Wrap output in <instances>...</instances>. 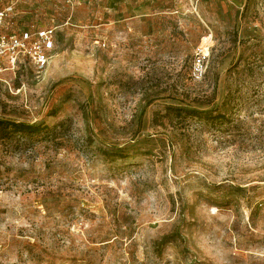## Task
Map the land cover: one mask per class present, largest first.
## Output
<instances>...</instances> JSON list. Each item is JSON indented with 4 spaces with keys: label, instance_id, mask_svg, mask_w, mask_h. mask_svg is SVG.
<instances>
[{
    "label": "rangeland",
    "instance_id": "rangeland-1",
    "mask_svg": "<svg viewBox=\"0 0 264 264\" xmlns=\"http://www.w3.org/2000/svg\"><path fill=\"white\" fill-rule=\"evenodd\" d=\"M0 6V264H264V0Z\"/></svg>",
    "mask_w": 264,
    "mask_h": 264
},
{
    "label": "built area",
    "instance_id": "built-area-1",
    "mask_svg": "<svg viewBox=\"0 0 264 264\" xmlns=\"http://www.w3.org/2000/svg\"><path fill=\"white\" fill-rule=\"evenodd\" d=\"M55 34L53 25H17L11 10L0 6V75L23 59L29 60L36 70H43L54 55Z\"/></svg>",
    "mask_w": 264,
    "mask_h": 264
},
{
    "label": "trees",
    "instance_id": "trees-1",
    "mask_svg": "<svg viewBox=\"0 0 264 264\" xmlns=\"http://www.w3.org/2000/svg\"><path fill=\"white\" fill-rule=\"evenodd\" d=\"M11 125L14 126L16 130H19V131L30 130L33 127L32 125L21 123V122H18V123L12 122Z\"/></svg>",
    "mask_w": 264,
    "mask_h": 264
}]
</instances>
